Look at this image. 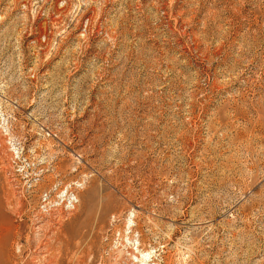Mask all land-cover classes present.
<instances>
[{
    "label": "rangeland",
    "instance_id": "rangeland-1",
    "mask_svg": "<svg viewBox=\"0 0 264 264\" xmlns=\"http://www.w3.org/2000/svg\"><path fill=\"white\" fill-rule=\"evenodd\" d=\"M141 254L264 264V0H0V264Z\"/></svg>",
    "mask_w": 264,
    "mask_h": 264
},
{
    "label": "built area",
    "instance_id": "built-area-1",
    "mask_svg": "<svg viewBox=\"0 0 264 264\" xmlns=\"http://www.w3.org/2000/svg\"><path fill=\"white\" fill-rule=\"evenodd\" d=\"M77 203V199L75 195H71L66 200H62L61 204H63V207L65 206L66 209L72 210L75 207V204ZM52 208V201H50L49 197L47 195H44L41 201L40 209L43 214L47 213ZM40 210V211H41Z\"/></svg>",
    "mask_w": 264,
    "mask_h": 264
},
{
    "label": "bare ground",
    "instance_id": "bare-ground-1",
    "mask_svg": "<svg viewBox=\"0 0 264 264\" xmlns=\"http://www.w3.org/2000/svg\"><path fill=\"white\" fill-rule=\"evenodd\" d=\"M57 210H58V208H56L54 211H57ZM127 240H129V237L127 238ZM132 254L133 253L130 252V256H132ZM147 256H149V255L147 254ZM134 258L137 260L135 264H146V258L147 257L145 255L141 254L140 257L134 256Z\"/></svg>",
    "mask_w": 264,
    "mask_h": 264
}]
</instances>
